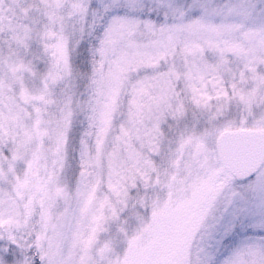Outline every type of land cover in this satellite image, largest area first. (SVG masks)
Listing matches in <instances>:
<instances>
[{
    "label": "snow or ice",
    "instance_id": "6c2138e0",
    "mask_svg": "<svg viewBox=\"0 0 264 264\" xmlns=\"http://www.w3.org/2000/svg\"><path fill=\"white\" fill-rule=\"evenodd\" d=\"M0 264H264V0H0Z\"/></svg>",
    "mask_w": 264,
    "mask_h": 264
}]
</instances>
